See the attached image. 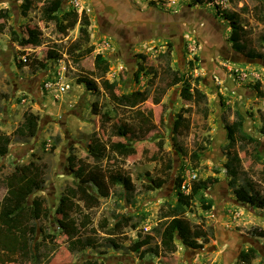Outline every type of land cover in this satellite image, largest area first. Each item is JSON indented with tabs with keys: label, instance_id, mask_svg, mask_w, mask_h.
Returning a JSON list of instances; mask_svg holds the SVG:
<instances>
[{
	"label": "rangeland",
	"instance_id": "1",
	"mask_svg": "<svg viewBox=\"0 0 264 264\" xmlns=\"http://www.w3.org/2000/svg\"><path fill=\"white\" fill-rule=\"evenodd\" d=\"M101 1H80V9H85L91 19L88 45L94 44L95 49L78 60L69 46L78 39L80 24L59 34L42 16L45 1L35 2L28 16H23L20 0H0V132L11 133L23 121L26 110L38 115L37 134L13 136L8 153L0 156V202L9 193L4 177L15 164L34 160L43 167L44 183L40 189H31L29 203L38 199L44 208L51 209L48 218L36 220L30 226V232L36 234L35 242L40 244L38 258L1 252L0 264H85L88 259L103 264H242L240 253L250 246L258 250L250 264H264V237L256 233L264 229V208L253 207L240 199L246 192H264V134L261 132L264 58L252 60L236 53L230 41L231 27L217 13L218 6L214 3L191 5L192 0H179L189 14L184 25L189 35L182 45H174L170 62L173 69L193 83L194 98L185 104L181 82L168 85L171 75L166 68L165 51L170 36L167 26L161 22L165 17L162 12L173 9L167 3L178 0H128V6L126 0H121L107 4V13L102 14L95 11V5ZM215 1L221 10L231 9L240 14L242 25L248 31L242 41L264 55V14L260 0ZM66 4L69 9L73 8L69 0ZM130 4L142 5L139 9L146 13L145 19L151 28L139 26L129 30L126 18L128 10L131 12ZM187 4L191 7H186ZM4 10L7 13L2 14ZM101 19H107L110 26H118V32L126 35L128 44L105 36ZM21 37L29 40L26 46L18 44L17 39ZM78 43L81 48L87 45L82 40ZM2 47L10 51L16 63L27 56L31 63L46 61L47 67L33 70L28 65L17 70L12 64L16 75L12 74L6 63L7 54L3 52L7 50H1ZM98 52L110 61L105 77L116 83L115 91L118 94L145 91L146 100L135 108L112 100L102 85V73L94 64ZM138 53L146 55L143 63L153 66L154 74L135 76L141 62ZM80 76L92 78L99 92L79 84ZM47 83L52 86L46 88ZM62 83H69L70 88L61 91L58 87ZM183 107H190V111L180 123L178 115ZM236 109L243 113L244 128L258 138V144H250L245 149L228 148L222 115L226 113L237 128ZM124 127L134 133L131 139L134 150L119 155L110 145L113 141L125 140L121 136ZM95 134L106 144L107 156L100 168L106 174L113 172L130 178L134 195L132 199L124 195L125 188L118 183L111 187L109 196L102 197L89 183L87 187L98 195L99 204L86 207L78 198L66 202V212L70 215L79 220L85 214L90 216L87 228H82L83 234L97 242L94 246L89 243L83 251L72 252L55 210L66 185L75 179L69 158L81 159L87 168L94 165L87 154ZM200 144L205 148L199 150L200 157L194 160L191 154ZM235 153L241 160L240 169L247 175L241 173L236 184L230 185L228 169L236 163ZM186 169H194L199 175L198 181H206L209 187L202 190V196L189 192L191 198L185 202L184 213L175 212L172 209L181 200L182 191L177 181ZM159 178L165 179L164 185L150 190L148 186ZM200 197L206 200L205 205L212 202V207L203 208ZM79 205L81 210L77 208ZM174 215L190 225L192 231L201 228L206 232V236L196 238L201 246L189 247L183 242L186 236L177 234L176 251L162 250L159 255L149 253L143 257L141 237H157L163 224ZM123 216L130 217V222L116 227L115 223Z\"/></svg>",
	"mask_w": 264,
	"mask_h": 264
},
{
	"label": "trees",
	"instance_id": "2",
	"mask_svg": "<svg viewBox=\"0 0 264 264\" xmlns=\"http://www.w3.org/2000/svg\"><path fill=\"white\" fill-rule=\"evenodd\" d=\"M37 1H45L42 6V16L52 23L54 30L57 33L61 34L66 29H73L77 24H80V34L78 39L72 46H69L71 53L76 57V59L79 60L85 53L92 54L94 52L95 45H88L91 41L89 30L91 26V19L85 9L82 11L73 8L64 10V0H22L20 8L23 16H28L33 4ZM204 2L214 3L218 6L217 13L228 21L231 27L230 41L236 51H239L250 58H264L262 53L250 48L242 41V38L248 31L244 25H242L241 16L237 11L231 9L221 10L215 0H192L191 5L202 4ZM259 2L261 3V11H263L264 14V0H260ZM4 13H7V11L4 10L2 14ZM31 34L33 35V33ZM79 40L84 41V43L88 46L86 45L81 48L80 43H78ZM262 41L264 42V37H262ZM17 42L21 46H26L29 40L21 37L17 39ZM173 47L174 43L172 41H168V49L165 51V54L167 55L166 68L171 75V80L168 85H175L178 82H181V97L184 103L188 104L194 98V93L192 91L193 83L178 70L173 69L170 62ZM52 56L55 57V55ZM137 57L141 59V62L137 66L135 76H139L141 73H155V68L153 66H147L143 63L144 59L147 58L144 53H138ZM26 58V61L20 59L18 62L19 67L32 65L33 70H37L39 68L45 69L47 67V62L44 60L39 63H37V61H33L31 63L30 57ZM94 64L102 73L101 79L103 87L109 92L111 99L116 101L118 105L135 108L139 103L146 100L147 94L145 91L136 90L126 94H118L115 91L116 83L111 82L105 77L110 70V61L103 53L98 52L95 54ZM77 82L79 84H85L86 87L94 93H97L100 90L98 84L88 76L78 77ZM258 84L260 85V82ZM189 111L190 107L182 108V111L178 115L180 123L184 120L183 115ZM207 112L208 108L205 107V116H207ZM234 115L237 128H235L229 121L226 113H223L222 115V120L225 128L227 129L228 148L231 150L236 148L245 149L250 144H258V138L250 135L244 128L245 117L243 113L236 109L234 111ZM180 123L179 125H181ZM124 128V132H121V136L125 140L119 139L113 141L110 145V147L119 155H125L134 150V145L131 140L134 133L132 129H128L126 127ZM37 131L38 115L32 111L26 110L23 114V121L18 124V126L10 134L0 132V156H4L8 153L9 145L13 136L33 137L37 134ZM261 132L264 134V123L262 124ZM203 148H205L203 145H197L196 150L192 152L191 157L194 160H198L200 157L199 150ZM179 149L182 150V147H179ZM258 153L259 151H257V156ZM106 156V144L95 134L88 145L87 158L94 163L91 168H87L81 159L69 158V166L75 173V179L66 185L60 197L59 204L56 207L55 213L57 215V222L62 232L68 238L69 250L72 252L83 251L87 248L89 243H92L94 246L97 245V242L93 237L84 236L83 234L84 231L82 228H87L90 222V216L85 214L83 215V219L79 220L78 217L70 215L66 212V202L78 198L84 201L86 207H92L99 204L100 199L98 195L89 191L87 187V184L89 183L93 184L97 188L99 195L102 197L109 196L110 189L113 185L122 183L125 188L124 195L131 196V199L133 198L134 187L130 178L123 177L119 173L109 172L106 174L104 170L100 168L101 163L104 161ZM234 157L236 163L228 169V174L231 176L230 185L236 184L241 173L247 175L246 171L240 169L241 160L238 153H235ZM168 167L169 163L167 164V168ZM43 175V167L36 161L32 160L24 164H15L13 166V170L4 177L9 193L8 197L5 198V201L0 202V253L2 252L6 255L21 254L27 258H38L40 244L39 242H35L36 234L30 232V226L31 223L36 220L41 221L43 218H48L51 209L44 208L38 199H34L32 200V203H29V197L31 189H40L42 187L44 183ZM183 180L184 178L182 173V176L177 181L180 190ZM164 183L165 179L159 178L151 183L148 188L150 190H154L162 187ZM208 184L206 181H195L191 188V195H200L203 189L209 187ZM251 186L252 185L250 184L249 187ZM190 193L185 194L180 191L181 200L178 201V205L174 206L172 210L184 213L186 208L185 202L191 198ZM240 199L253 207L264 208V192H259L258 190H255L253 193L246 192L242 194ZM127 201L130 202L131 200ZM200 201L203 208L209 209L212 207V202L205 205L206 200L203 197H200ZM77 208L81 210L80 205ZM130 220V217L128 218L123 216L120 221L115 223V226L119 228L122 224H127L128 221L130 222ZM132 226L137 227L135 224H132ZM256 233L257 235L264 237V229H259ZM177 234L186 236L183 242L192 248L201 246L196 240L197 237L206 236V232H204L201 228H196L192 231L190 225L186 224L178 215H174L168 222L163 224L161 232L157 235V237H141V255H143V257L149 253L159 255L162 250L168 252L176 251L177 244L175 243V237ZM205 240L208 239L205 238ZM257 253L258 250L254 246H250L247 250L241 251L240 259L243 262L242 264H250L252 259L256 257ZM85 262V264H103V262H98L93 259H88Z\"/></svg>",
	"mask_w": 264,
	"mask_h": 264
},
{
	"label": "crops",
	"instance_id": "3",
	"mask_svg": "<svg viewBox=\"0 0 264 264\" xmlns=\"http://www.w3.org/2000/svg\"><path fill=\"white\" fill-rule=\"evenodd\" d=\"M66 1L67 0L63 1V9L69 10V7H67ZM103 1H101V3L98 6L95 5L96 6L95 11H99V12H101V14L103 12L107 13V4L113 5L114 3H120L121 0H103ZM43 2H41V3H43ZM126 2H127V6H128L129 5L128 0H126ZM21 3H22V0H20L19 5H21ZM179 3H180L179 0L178 1H169L167 3V6L173 7V9L171 11L170 10L169 11L164 10L165 12H162V13L165 15V17L163 19H161V22L163 24H165L168 28L167 33H169V36H170L169 41H172L174 43V45H182L184 43L185 38L188 37L187 35H189V33H188L189 31L186 29L187 27L186 28L184 27L185 20H188L187 17L189 14H187L188 13L187 11L183 10L184 6H180L181 3L180 4ZM186 7L190 8L191 6H189L187 4ZM139 8H143L142 5L141 6L136 5V7H132V5H131V12L128 10V13H127L128 15H127L126 19H127V22H129V30H131V28H133V30H134L135 28H138L139 26H141V28H147V29L151 28L149 20L145 19L146 15H144V14H146V13L143 11H140ZM191 9H189V10H191ZM194 10H195V8H194ZM129 14H133V16H130V18H129ZM133 17H134V19H131ZM184 17H186V19ZM97 19L99 20L100 18H97ZM106 20L104 21V19H101V25L105 29V30H103V34H105V36H108L110 38L121 39V41L123 43H127L128 39H127L126 35L125 34L122 35L121 33L118 32V31H120V28H118V26H117V28L110 26L108 23H106ZM102 21H104V22H102ZM133 24L135 25L134 27H133ZM187 25H188V23H187ZM202 25H203V23H202ZM175 30H176V33H175ZM1 50H7V51H3L4 54H7L6 63L9 66L10 73L16 75L15 71H13V69L11 68V65L15 64L17 70H19L20 67L18 66V63L15 62L14 56L11 55L10 51H8V49H5L4 47H2ZM177 50L178 49H176V51Z\"/></svg>",
	"mask_w": 264,
	"mask_h": 264
},
{
	"label": "built area",
	"instance_id": "4",
	"mask_svg": "<svg viewBox=\"0 0 264 264\" xmlns=\"http://www.w3.org/2000/svg\"><path fill=\"white\" fill-rule=\"evenodd\" d=\"M80 1L81 0H69L73 9L81 11L82 9H80V7H81ZM23 60L24 61L27 60L26 56L23 57ZM45 86H46V88H50L52 86V83H47ZM69 87H70L69 83L59 85V89L61 91H65ZM183 178H184V180L181 184V190L184 193H189V192H191V188H192L193 183L199 179V175L194 169H186L185 173L183 175Z\"/></svg>",
	"mask_w": 264,
	"mask_h": 264
},
{
	"label": "flooded vegetation",
	"instance_id": "5",
	"mask_svg": "<svg viewBox=\"0 0 264 264\" xmlns=\"http://www.w3.org/2000/svg\"><path fill=\"white\" fill-rule=\"evenodd\" d=\"M233 47V46H232ZM235 50V49H234ZM236 51V50H235ZM236 53H241V52H239V51H236ZM241 54H243V53H241ZM244 55V54H243ZM244 56H246V55H244ZM247 57V56H246ZM249 59H255V58H250V57H248Z\"/></svg>",
	"mask_w": 264,
	"mask_h": 264
},
{
	"label": "clouds",
	"instance_id": "6",
	"mask_svg": "<svg viewBox=\"0 0 264 264\" xmlns=\"http://www.w3.org/2000/svg\"><path fill=\"white\" fill-rule=\"evenodd\" d=\"M26 57H27V56H26ZM62 84H66V83H62ZM58 88H59V87H58ZM69 88H70V87H69ZM66 90H67V89H66ZM66 90H65V91H66Z\"/></svg>",
	"mask_w": 264,
	"mask_h": 264
},
{
	"label": "water",
	"instance_id": "7",
	"mask_svg": "<svg viewBox=\"0 0 264 264\" xmlns=\"http://www.w3.org/2000/svg\"><path fill=\"white\" fill-rule=\"evenodd\" d=\"M252 60H254V59H252Z\"/></svg>",
	"mask_w": 264,
	"mask_h": 264
}]
</instances>
